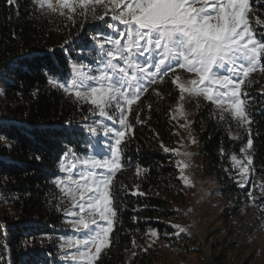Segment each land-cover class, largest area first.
<instances>
[{
  "label": "trees",
  "instance_id": "16d2710c",
  "mask_svg": "<svg viewBox=\"0 0 264 264\" xmlns=\"http://www.w3.org/2000/svg\"><path fill=\"white\" fill-rule=\"evenodd\" d=\"M251 3L253 23L257 17L264 21V0ZM84 21L83 15L73 22L67 15L42 11L34 0H0V115L6 116L0 118V264H51L49 256L56 252L57 243L47 237L57 229L53 226H60L61 194L53 181L61 176L59 164L69 148L87 156L90 146L77 124L86 105L52 87L48 78L64 81L72 70L70 61H80L76 47L68 50V45L85 48L84 38L79 39ZM256 28L259 38L264 26ZM172 75L167 72L163 83L148 86L131 105L130 129L120 146L123 168L113 181L118 210L113 243L97 264H149L155 255L143 251L149 229L157 230L174 249H196L194 240L177 235L171 224L179 216L174 203L184 200L174 152L164 151L172 150L174 138L169 103L177 91ZM244 91L249 94L250 125L241 127L230 115L221 120L220 110L202 98L193 121L203 171L214 177L219 193L234 202L229 209L233 216L240 205H249V194H256L255 185L264 178V72L256 71ZM242 149L253 158L245 183L232 162ZM254 200L250 215L264 222V195ZM133 240L138 248H133Z\"/></svg>",
  "mask_w": 264,
  "mask_h": 264
},
{
  "label": "snow or ice",
  "instance_id": "6c2138e0",
  "mask_svg": "<svg viewBox=\"0 0 264 264\" xmlns=\"http://www.w3.org/2000/svg\"><path fill=\"white\" fill-rule=\"evenodd\" d=\"M8 3L14 4L16 0H8ZM34 4L42 11L67 15L73 22L77 15H92L103 21L107 11H111V19L125 26L126 31L117 32L108 24L116 36L104 38L98 34L99 39L94 38L98 68L84 71L81 66L64 81L48 78L52 87L96 106L100 116L111 120L108 109L115 107L121 113L120 125L125 126V105L130 111L131 105L147 91V85L157 80L163 83L165 74L179 67L196 77L186 82H180L179 77L172 80L181 93V100L185 94L203 96L217 106L221 120L230 115L241 127L252 123L247 111L249 94L243 91L242 85L258 67L264 72V34L258 38L253 21L249 20L253 10L251 0H34ZM97 6H103L105 13L97 15ZM255 25L264 26V21L257 17ZM67 43L69 41H65ZM181 108L177 105V111L183 115ZM85 127L90 135L97 134L96 127ZM128 127L130 129V125ZM104 132L112 133L114 142L106 146L92 145V154L83 159L69 148L59 164L66 175L53 181L60 194L72 202V207L65 212L75 217L70 223L79 235L64 238L63 247L68 250L65 259L74 264H97L113 243L118 210L112 189L116 173L123 168L120 146L125 132L107 126ZM248 148H252L251 138ZM164 151L177 150L165 148ZM69 156L73 157L71 162ZM245 159L246 164L233 157L234 167L239 168L243 178L241 183L253 171L252 156ZM177 164L180 179L191 186L190 177L184 171L188 163L181 160ZM78 165H82V169H78ZM140 172L137 165V174ZM261 190L264 191V185ZM249 195L251 197V193ZM173 227L177 235L186 231L179 224ZM148 235L159 238L155 229H149ZM132 245L139 247L135 240ZM149 248L151 244L143 251ZM136 255L133 251L132 257Z\"/></svg>",
  "mask_w": 264,
  "mask_h": 264
},
{
  "label": "rangeland",
  "instance_id": "374dc122",
  "mask_svg": "<svg viewBox=\"0 0 264 264\" xmlns=\"http://www.w3.org/2000/svg\"><path fill=\"white\" fill-rule=\"evenodd\" d=\"M67 12V10H65ZM105 13L103 6H97V15ZM113 13L107 11L105 19L103 21L95 19L92 15L84 16V22L81 24V32L79 39L86 43L85 48L81 45L78 49L77 46L68 45V50L76 47V52L81 55L80 61H70L71 73L65 80L70 79L75 69L83 66L84 71L89 69H96L100 65L96 63L99 59L98 48L96 39H99V35L107 38L108 36H116V32L108 27V24L114 26L117 32L126 31L125 26L119 24L118 21L112 20ZM66 16V15H65ZM254 16L249 14V20L252 21ZM261 21L262 18L258 17ZM253 27L256 25L253 23ZM257 29V28H256ZM86 31H89L86 34ZM262 33H264L262 31ZM261 35H259L260 37ZM126 39V38H125ZM81 44V43H80ZM106 47H111L107 45ZM259 67L257 68V71ZM173 79L180 78V82H186L190 79H194L195 74L189 73L185 69L176 67L173 71ZM95 74V73H93ZM252 73L250 75H253ZM248 78L246 82L250 80ZM152 85V84H150ZM147 85V88L148 86ZM0 85V90H1ZM177 91V97L174 101L169 103L170 111L172 112L174 120V132H173V151L176 161H185L189 167L185 169V175L190 177L191 186H186L181 180L180 190L184 197L182 202H175L174 207L179 211V216L171 220L172 225L179 224L186 229L184 234L192 238L195 242V250L190 252L181 251L172 248V246L165 243L159 236L158 239L152 238L146 235L143 248H147L151 244L150 251L155 254L149 264H264V225L260 219L259 223L256 219L253 220L250 209V204L254 203L255 195H264V191L261 190V185H264V178L259 179L256 194L251 195L249 198V205H240L236 213L237 216L230 215V208L235 206L232 200L223 197L219 193V184L216 182L213 176L206 174L203 171V163L201 156L199 155L198 145V133L194 127V115L197 112V106L200 103L201 98L205 100L203 96H191L185 94L183 100L180 99L181 93L175 84ZM244 91L245 84L242 85ZM71 97H74L71 93H68ZM75 98V97H74ZM1 100V99H0ZM85 104L87 109L82 115L81 119L77 123L88 136L90 151L92 154V145L106 146L109 142H114L113 134L104 132V127L115 128L123 130L125 133L129 129V110L125 105L126 125L121 126L119 120L121 119V113L115 107L109 108L108 112L112 119L102 117L99 115V109L85 102L83 99L79 100ZM208 101V100H207ZM177 105H181L183 115L177 111ZM217 108V106L214 104ZM1 110V109H0ZM6 116L0 115V118ZM96 127L97 134L90 135L85 126ZM183 125V127H182ZM195 141V142H193ZM190 153V156H184L183 153ZM249 156L247 149L242 151L237 160H243ZM80 159L86 156L77 155ZM73 157L69 156L68 161L71 162ZM232 162L235 161L232 159ZM82 165H78V169H82ZM239 174V168L236 167ZM180 168L177 164L176 172L180 178ZM62 172V171H61ZM66 173L62 172L60 177H64ZM239 180H243L241 175H238ZM249 180V178L247 179ZM244 181L243 183L247 182ZM62 201H64L62 203ZM72 202L70 199H65L61 195V210H60V226L53 233L48 234L47 237L52 238L56 245V252L49 256L50 263L54 264H74L71 260H66L67 249L63 247L64 238L71 235H79L72 228L71 220L75 219L66 214L65 209H70ZM230 209V210H229ZM73 211H79L78 209H72ZM227 217V218H225ZM177 234V232H176ZM9 255L7 256L9 260Z\"/></svg>",
  "mask_w": 264,
  "mask_h": 264
}]
</instances>
